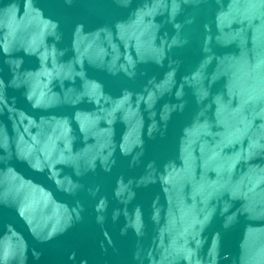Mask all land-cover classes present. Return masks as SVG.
I'll use <instances>...</instances> for the list:
<instances>
[{
	"label": "water",
	"instance_id": "obj_1",
	"mask_svg": "<svg viewBox=\"0 0 264 264\" xmlns=\"http://www.w3.org/2000/svg\"><path fill=\"white\" fill-rule=\"evenodd\" d=\"M0 264H264V0H0Z\"/></svg>",
	"mask_w": 264,
	"mask_h": 264
}]
</instances>
